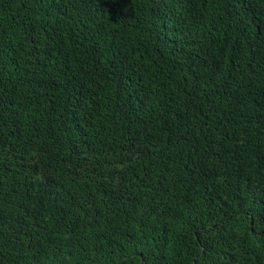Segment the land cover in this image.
<instances>
[{
    "label": "trees",
    "instance_id": "1",
    "mask_svg": "<svg viewBox=\"0 0 264 264\" xmlns=\"http://www.w3.org/2000/svg\"><path fill=\"white\" fill-rule=\"evenodd\" d=\"M0 264H264V0H0Z\"/></svg>",
    "mask_w": 264,
    "mask_h": 264
}]
</instances>
